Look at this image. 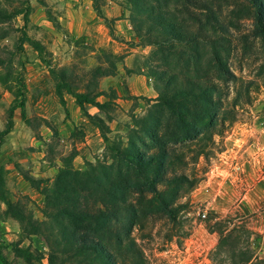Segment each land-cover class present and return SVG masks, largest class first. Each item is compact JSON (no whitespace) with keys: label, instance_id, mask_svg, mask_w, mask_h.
Here are the masks:
<instances>
[{"label":"trees","instance_id":"16d2710c","mask_svg":"<svg viewBox=\"0 0 264 264\" xmlns=\"http://www.w3.org/2000/svg\"><path fill=\"white\" fill-rule=\"evenodd\" d=\"M92 1L112 34V20L103 16L98 0ZM124 1L135 44L151 47L143 72L151 78L157 95L145 99L146 112L131 115L124 137L110 140L105 121L88 113L87 107H111L96 101L106 94L99 89V79L114 75L123 55L99 48L98 63L81 74L69 66L54 67L43 57L60 103L65 105L64 93L75 98L82 114L100 129L109 154L102 160L86 161L83 169L72 163L76 151L61 157L62 165L49 185H40L41 179L24 173L43 195L44 221L34 219L21 202L11 200L0 166V201L7 212L25 222L30 234L44 236L50 248L49 264H149L133 231L143 232L155 219L176 222L180 198L198 182L185 170L205 154L208 141L224 124L223 104L237 81L228 63L233 49L231 31L208 3ZM249 2L253 6L249 34L259 38L264 48V0ZM29 11H23L25 24ZM21 41L46 53L41 42L25 33ZM18 49L22 50L20 44ZM11 63L0 56L4 69L0 81L5 86L14 78ZM16 85L5 127L0 130V146L14 127V111L19 109L25 117V84L20 74ZM209 231L219 235L211 264H264L252 246L253 231L244 223L221 219Z\"/></svg>","mask_w":264,"mask_h":264},{"label":"rangeland","instance_id":"374dc122","mask_svg":"<svg viewBox=\"0 0 264 264\" xmlns=\"http://www.w3.org/2000/svg\"><path fill=\"white\" fill-rule=\"evenodd\" d=\"M43 1L46 6L38 0H0V56L11 59L14 74L7 86L0 81V130L5 127L19 74L25 84V117L19 109L14 111V127L0 146V166L11 200L21 202L38 221L45 220L43 195L24 173L41 179L40 185H49L62 165L61 157L76 151L72 163L83 169L86 161L102 160L109 154L104 140L96 138L83 145V126L69 132L66 124L71 116L60 103L55 81L43 62L44 57L54 67L69 66L80 74L95 66L99 31L83 27L82 20L93 25L96 14L86 9L87 0ZM113 1L126 7L124 0ZM198 1L212 6L231 31L233 49L228 63L237 81L223 104L224 124L208 141L205 154L185 170L198 182L180 198L176 222L155 219L143 232L133 231L149 264H211L219 235L209 228L221 219H233L250 228L252 246L264 258V48L259 38L249 34L253 9L249 0ZM98 3L101 6L105 1ZM27 9L25 24L23 11ZM24 33L41 42L46 53L21 41ZM138 67L147 70L146 58L139 60ZM3 73L0 66V75ZM147 107L146 103L137 115H143ZM107 135L110 140L124 137L110 131ZM6 210L0 201V264H49L50 248L44 236L30 234L25 222Z\"/></svg>","mask_w":264,"mask_h":264},{"label":"crops","instance_id":"0c3cea01","mask_svg":"<svg viewBox=\"0 0 264 264\" xmlns=\"http://www.w3.org/2000/svg\"><path fill=\"white\" fill-rule=\"evenodd\" d=\"M104 1L105 3L100 6L101 12L106 19L112 20L113 33L111 34L104 18H100L93 9L92 0L86 1V9L94 11L97 19L93 21V25H89L82 20L83 27L90 28L91 26L93 31H99V34H96V37L99 38V48H108L114 54L123 55V59L117 64L114 75L99 79V89L106 92V94L96 97V101L107 103L113 106L115 110L107 108L101 110L96 106L89 105L87 111L90 114L100 116L111 133L125 135L131 122V115H137L144 111L147 103L145 99H153L157 95L150 77L143 72L142 68L140 70L138 67L139 60H143L148 56L151 47L135 44V37L127 19L128 12L126 9L124 10L113 0ZM79 17L81 18V16ZM111 90L114 91L113 95H111ZM63 98L65 100L63 106L71 116L66 124L69 127V132L72 133L76 127L81 125L85 133L83 145L96 138L103 141L100 129L82 114L75 98L68 93H64ZM43 125L47 126L44 122Z\"/></svg>","mask_w":264,"mask_h":264}]
</instances>
